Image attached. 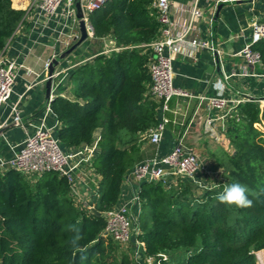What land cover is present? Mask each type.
I'll list each match as a JSON object with an SVG mask.
<instances>
[{
	"label": "trees",
	"instance_id": "obj_1",
	"mask_svg": "<svg viewBox=\"0 0 264 264\" xmlns=\"http://www.w3.org/2000/svg\"><path fill=\"white\" fill-rule=\"evenodd\" d=\"M152 1L109 0L95 11L89 17L93 38L110 39L114 46L71 71L73 100L51 101L60 123L56 136L64 147L90 145L100 130L92 162L100 177L92 206L100 214L117 204L140 142L158 121V105L147 95L148 45L160 28ZM12 2L0 0V52L25 19V11L13 9ZM253 13L264 23V0ZM254 50L264 72V41ZM227 136L234 154L217 188L196 196V187L187 182L169 190L161 183L140 185L138 238L147 254L187 253L163 264H257L255 253L264 250V105L255 100L240 104L228 118ZM233 182L259 193L249 195L252 207L229 208L216 200ZM104 226L102 216L75 205L66 181L56 174L30 184L14 170L0 173V264H133L128 253L117 259L119 246L101 237ZM74 229L81 236L75 245Z\"/></svg>",
	"mask_w": 264,
	"mask_h": 264
},
{
	"label": "built area",
	"instance_id": "obj_2",
	"mask_svg": "<svg viewBox=\"0 0 264 264\" xmlns=\"http://www.w3.org/2000/svg\"><path fill=\"white\" fill-rule=\"evenodd\" d=\"M27 1L28 9L26 12L34 10L44 17L47 22L53 20L55 26L52 30L55 40L64 52L80 36L76 17V4L80 6L89 39H92L93 28L89 22V17L95 11L100 10L109 0ZM206 1L208 4L213 5L208 12L199 10L198 0H194L190 5H175L171 0L152 1L151 7L156 11L160 28L157 38L148 45L150 58L147 63V72L150 83L147 95L158 105L157 124L143 136V140H148L151 144L157 145L162 140L166 126L169 124L167 114L170 112L172 99L178 96H188V94L173 86V55L179 50L187 57H192L195 52L205 49L216 51V48L209 41L199 38L198 22L206 17L205 14L208 15L206 19L211 22L215 13L214 6L216 8L219 3L253 4L257 0ZM249 32L246 43L238 54L248 67H261V57L254 50V45L264 41V23L256 17L249 25ZM3 50L0 52V110L8 102L13 92L17 68L15 62L4 56ZM57 57L52 58V60L57 59ZM52 60L41 62L42 70L47 75L46 80L50 78L48 71ZM69 68L67 66L62 71L55 70L52 80L54 81L62 73L69 71ZM27 71L35 74L32 70L27 69ZM242 76H248V72L243 71ZM227 79L229 77H226ZM199 100L208 103L210 113L213 111H226L218 117L208 118L207 125L210 128V134L214 132L216 121L222 122L224 128L226 118L230 117L233 110L240 104L250 100L259 102L261 106L264 103V98H228L221 94L210 98L199 97ZM51 101L52 99L49 98L41 119L36 124L30 123L28 126L24 124L21 118L18 102L11 107L9 118L6 122L0 123V129L14 123L15 127L23 130L24 139L20 144L11 148V155L8 158L0 156V173L14 170L23 175L29 182H33V179H35V182L37 178L44 174L54 173L66 181L69 196L75 205L85 209L88 213L94 214L96 211L92 206V198L96 194L99 181H97V174L93 169L92 162L98 153L99 137L92 144L86 145L83 150L64 151L56 136L60 123L52 113ZM49 115H52L55 120L52 126L47 124ZM204 172L205 168H203L199 156L192 148L184 144L183 139H180L168 154L136 163L127 171L121 185L119 198L122 195L123 187H127L133 190L129 199L121 203L118 201L113 208L101 214L105 221L101 237L128 251L133 264H163V262H168L167 253L147 254L144 242L138 238L140 228L137 217L141 208L140 185L142 183H161L166 190H169L171 187H175L178 182H187L193 187L210 190L212 187L207 188L203 184L202 174ZM135 183L139 185L136 190L133 189ZM82 187H86L92 197L91 200L83 195Z\"/></svg>",
	"mask_w": 264,
	"mask_h": 264
},
{
	"label": "crops",
	"instance_id": "obj_3",
	"mask_svg": "<svg viewBox=\"0 0 264 264\" xmlns=\"http://www.w3.org/2000/svg\"><path fill=\"white\" fill-rule=\"evenodd\" d=\"M175 5H190L194 0H171ZM259 0L253 4H231L220 11L215 31L213 30V18L211 22L205 18L198 22V36L211 43L216 51L205 49L195 52L192 57L176 52L173 55V86L188 94L187 97H174L170 102V112L167 114L169 124L159 144H151L148 140L140 142V154L134 163L151 160L156 156H163L170 152L172 147L183 139L184 144L192 148L200 158L204 175L203 184L208 186L213 181L214 170L224 171L228 163V157L234 154V148L227 136L228 118L222 127V122L216 121L214 132L209 133L207 120L210 117H218L226 111L208 110V103L199 100V97H216L222 95L228 98H264V72L260 66L248 67L239 56L249 35V25L257 16L253 10ZM13 9L25 11V19L19 24L13 35L7 40L4 47V56L15 62L16 82L8 102L0 110V123L8 120L11 107L18 102L21 118L26 126L36 124L44 113L48 98L46 97V77L42 70L41 62L52 60L62 52V48L55 40L53 20L46 21L38 12L27 11V0H13ZM206 0H198V8L208 12L212 8ZM214 10L216 8L214 6ZM215 14V13H214ZM214 17V16H213ZM93 39V38H92ZM107 40V39H104ZM110 40V39H109ZM112 44L114 42L110 40ZM83 52L79 47L67 60L60 63L57 71H62L69 66V71L55 79L52 83L50 99L64 97L73 100V83L69 82V74L75 67L90 61L99 53H108L112 47L102 42L94 44L88 39ZM219 57L220 73L216 71L214 53ZM23 65V67H21ZM210 67L213 71L207 74ZM27 69L32 70L31 74ZM243 71L248 76H242ZM254 75V76H252ZM226 77L229 79L226 80ZM236 114L233 110L231 116ZM230 116V117H231ZM52 115L47 117L48 126L54 124ZM60 128V127H59ZM100 137V130L94 133V139ZM24 139L21 128L7 129L0 137V156L8 158L11 148L20 144ZM86 145L78 148H66L64 151L83 150ZM216 175V174H215ZM205 177V178H203ZM100 177L97 175V181ZM138 184H133V189H138ZM119 202L129 199L131 189L123 187ZM84 192V193H83ZM86 192V194H85ZM85 197L91 195L82 187ZM130 255V254H129Z\"/></svg>",
	"mask_w": 264,
	"mask_h": 264
},
{
	"label": "water",
	"instance_id": "obj_4",
	"mask_svg": "<svg viewBox=\"0 0 264 264\" xmlns=\"http://www.w3.org/2000/svg\"><path fill=\"white\" fill-rule=\"evenodd\" d=\"M236 4H243V3H236ZM229 5H231V4L219 3L217 5L216 11H215V14H214V17H213V30L214 31L216 29V24H217V21H218V17H219L220 11L222 10L223 7H226V6H229ZM76 12H77L76 13V17L78 19V29H79L80 36L69 49H67L66 51H64L61 54H59L57 59H53L52 60V62L50 64V67H49V71H48V76L50 78L47 80V83H46V88H47L46 97L48 99L50 97L51 87H52V83H53L52 75H53L54 71L59 67V65H60V63L62 61H64L66 58H68L74 51H76V49L79 46H81L84 42H86L90 38L88 33H87L86 27H85V22L82 19L83 15H82V12L80 10L79 4H76ZM91 42L94 43V44L95 43L99 44V45L102 42H104L110 47L114 46V44H112V42L110 40H97V39L93 38L91 40ZM214 55H215V62H216V67L215 68H216L217 73H220L219 57H218L217 52H215ZM212 71H213V67H210L208 69V71H207V74H210ZM12 127H15L14 123H10L7 126H5L4 128L0 129V136L2 134H4V132L7 129L12 128ZM94 215H95V217H101V214L98 213V212H94Z\"/></svg>",
	"mask_w": 264,
	"mask_h": 264
},
{
	"label": "clouds",
	"instance_id": "obj_5",
	"mask_svg": "<svg viewBox=\"0 0 264 264\" xmlns=\"http://www.w3.org/2000/svg\"><path fill=\"white\" fill-rule=\"evenodd\" d=\"M258 196L259 193H256L248 188V186L239 183L233 182L226 185L221 192L216 196V200L231 208L235 206L237 209L250 208L253 206V201L249 199V195ZM77 232V235L73 237L72 243L75 245L78 240L81 239L79 235V230L74 229Z\"/></svg>",
	"mask_w": 264,
	"mask_h": 264
},
{
	"label": "rangeland",
	"instance_id": "obj_6",
	"mask_svg": "<svg viewBox=\"0 0 264 264\" xmlns=\"http://www.w3.org/2000/svg\"><path fill=\"white\" fill-rule=\"evenodd\" d=\"M12 8H13V6H12ZM107 40H109V39H107ZM85 44H86V42H84L81 46H79V49L77 48L79 50V52H83L84 51L85 46H86ZM72 87H74V85ZM263 105H264V103H263ZM124 139H126V136H124ZM61 146L63 147V149H65L63 145H61ZM214 171L216 172V173H214L215 177H213L214 178L213 181L210 182V184L207 186V188L208 187L217 188L218 184L222 183L224 181V178H223L224 171H222V170L221 171L214 170ZM203 175H204V173H203ZM203 178H205V177H203ZM34 180L35 179H33V182H30V184L34 183ZM202 181H205V180L202 179ZM204 190L205 189L196 188V191H194L193 194L196 195V196H201V193ZM261 252L263 253L262 255L264 256V250L259 251V252L256 253L257 264H263L264 263V260H263L264 258H261V260H260V258L258 257V253H261ZM122 253H128V251H126L124 248L117 247L116 248V257H117V259L120 257V255ZM167 256H168V261L173 263V262H175V261H177L179 259L182 260V259L186 258L187 257V253L181 250V251L172 252V253H170V255L167 254Z\"/></svg>",
	"mask_w": 264,
	"mask_h": 264
},
{
	"label": "bare ground",
	"instance_id": "obj_7",
	"mask_svg": "<svg viewBox=\"0 0 264 264\" xmlns=\"http://www.w3.org/2000/svg\"><path fill=\"white\" fill-rule=\"evenodd\" d=\"M258 257L260 258V260H261V258H264V256L262 255V254H258ZM264 260V259H263ZM264 264V263H263Z\"/></svg>",
	"mask_w": 264,
	"mask_h": 264
}]
</instances>
